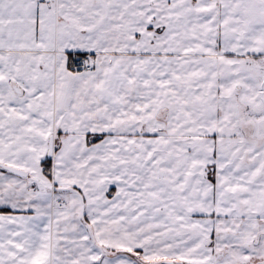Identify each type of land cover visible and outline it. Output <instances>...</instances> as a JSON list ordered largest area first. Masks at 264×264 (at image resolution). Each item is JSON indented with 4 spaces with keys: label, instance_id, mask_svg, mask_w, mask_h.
I'll return each mask as SVG.
<instances>
[{
    "label": "snow or ice",
    "instance_id": "1",
    "mask_svg": "<svg viewBox=\"0 0 264 264\" xmlns=\"http://www.w3.org/2000/svg\"><path fill=\"white\" fill-rule=\"evenodd\" d=\"M0 264H264V0H0Z\"/></svg>",
    "mask_w": 264,
    "mask_h": 264
}]
</instances>
